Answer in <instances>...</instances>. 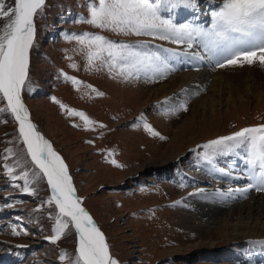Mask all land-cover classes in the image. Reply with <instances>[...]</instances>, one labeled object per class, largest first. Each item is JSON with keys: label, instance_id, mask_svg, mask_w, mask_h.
I'll return each mask as SVG.
<instances>
[{"label": "rangeland", "instance_id": "374dc122", "mask_svg": "<svg viewBox=\"0 0 264 264\" xmlns=\"http://www.w3.org/2000/svg\"><path fill=\"white\" fill-rule=\"evenodd\" d=\"M4 2L12 6L13 0ZM221 3L222 0H193L191 4L178 3L161 14L176 25L192 26L191 18L203 20L201 26L207 30L212 26V12ZM94 4L98 0H46L43 14L35 18L29 80L22 90L30 119L68 166L76 196L104 234L118 264H241L250 247L245 238L228 243L185 227L182 218L188 214L181 211V197L186 190L202 184L208 189L215 186L204 163L197 159L213 163L216 169L230 175H251L253 167L245 155L250 146L241 144L214 154L202 146L242 128L264 124V65L257 62L220 68L209 58L202 63L203 68L178 66L179 70L160 72H137L129 67L121 70L119 65L109 68L100 60L90 67L87 46L74 38L84 33L159 52L167 66L166 59L174 61L178 57L168 50L192 52L184 43L171 39L123 35L88 24L84 21L90 19ZM183 4H188L195 16L173 13L182 10ZM4 22L0 20V24ZM195 46L194 56L205 51L201 44ZM205 68L213 70L214 77L224 74L232 78L235 101L227 105V111L221 107L227 94L217 98L215 114L209 107L199 105L204 100L209 106L207 98L222 93L220 82L216 84L220 93L209 88L213 81L209 78L197 81V85L194 81L189 87L192 90L186 93L176 82L169 85L173 77ZM248 73L258 87L255 90L262 91L261 98L252 96L244 86ZM66 76L82 83L75 85ZM164 84L170 91L155 97L154 89ZM87 85L103 95H96ZM4 107L6 102L0 100V108ZM67 109L83 112L96 123L86 128L83 120L69 115ZM144 122L160 135L147 132ZM6 149H12L15 155H9ZM17 160L22 167L16 166ZM112 160L120 166L112 164ZM23 171L29 173L28 189H34L35 194L25 190L24 180L12 178ZM33 173L38 172L28 159L12 115L0 113V264H71L76 255L74 231L70 226L56 243L46 239L54 234L57 212L53 205L36 211L49 195L43 179H35ZM14 228L19 234H13ZM62 253L68 254L64 260L60 259Z\"/></svg>", "mask_w": 264, "mask_h": 264}, {"label": "snow or ice", "instance_id": "6c2138e0", "mask_svg": "<svg viewBox=\"0 0 264 264\" xmlns=\"http://www.w3.org/2000/svg\"><path fill=\"white\" fill-rule=\"evenodd\" d=\"M184 2L191 4L193 0H98V4L90 7V19L84 22L123 35L171 39L177 44L187 43L188 47H192V41L195 40L203 46L210 59L216 60V66L220 68L253 65L257 62L264 65V0H222L218 10L212 12V26L207 30L190 25H176L171 19L162 16V12H168L178 3ZM45 4L46 0H13L12 6H7L4 0H0V20L5 21L0 24V100L6 101V107L0 108V113L10 112L15 118L27 156L39 169L33 176L40 179L42 174L51 190V196L45 203H54L58 212L54 217V234L46 239L56 243L70 226L74 227L78 246L71 264H118L110 254L104 234L81 206L82 201L76 196L68 166L36 130L21 98V92L29 80L30 49L36 35L35 18L43 14ZM74 38L87 46L90 67H94L97 60L107 64L109 68L119 65L121 70L129 67L137 72H160L167 67L159 52L142 50L140 45L113 42L102 35L90 33ZM104 53H107V58ZM65 79L71 80L75 85L82 83L75 77L66 76ZM87 87L96 92V95H103L91 85ZM52 99L62 109H66L67 106L55 97ZM184 110L187 108L184 107ZM67 112L71 116L80 117L86 128L96 123L83 112L74 109H67ZM143 127L153 136L160 135L147 122L143 123ZM241 144L250 146L249 163L253 171L249 179L253 183L239 191L242 194L252 188L264 191V124L242 128L232 135L211 140L202 147L214 154L218 150L225 151ZM6 152L15 155L12 149H6ZM111 163L120 166L115 160ZM16 166L22 167L20 160L16 161ZM12 171L9 167V174ZM28 175L27 171H23L19 177L12 178L24 180L25 190L35 194L34 189H28ZM13 234H19L15 228ZM67 255L62 253L60 259L64 260Z\"/></svg>", "mask_w": 264, "mask_h": 264}, {"label": "bare ground", "instance_id": "6f19581e", "mask_svg": "<svg viewBox=\"0 0 264 264\" xmlns=\"http://www.w3.org/2000/svg\"><path fill=\"white\" fill-rule=\"evenodd\" d=\"M183 5L184 8L182 10H178V11L175 10L173 13H177V15L180 14L182 15V17H188V18L195 16V12L189 7L188 4H183ZM178 18H180V16ZM202 21L203 20H199V19L196 20L191 18L192 27L193 28L199 27L203 29V27L201 26ZM195 43L196 42H194L193 40L192 47H188V44L184 43V47L190 49L192 52L177 51L175 49L169 50L171 53L178 55V57H175L176 59H174V61L171 59H166L168 60L167 61L168 66L163 70L166 69L170 70L173 68L175 70V68L177 69L178 66H181L183 68L192 67L193 69L203 68V64L205 63V60L209 59V55L206 51H204L200 55L194 56L193 54L194 51L196 50ZM171 63H173L172 66ZM212 71L207 70L205 68L202 70L198 69L196 71L189 73H182L181 76H176L175 78L174 77L171 78L172 80L169 81L170 82L169 85L176 82L179 85L178 87L181 86V89L183 90L182 93H186L189 90H192V88L189 87L193 85L194 81H195L194 84L197 85L199 84L197 81L202 82L204 81V79L209 78L208 80H213L211 83V87L209 88L213 90L214 93L216 92L214 91V89H216V84L220 82L222 87L221 88L222 93L219 96L217 95L218 97L216 96L215 98H213L212 96H210V98H207L210 101L209 106L208 104L203 103L204 100L199 104L201 108L205 106L207 108L209 107L210 113L215 114L216 113L215 107L218 106L217 98L220 99L222 94L225 95L227 94V97L221 103L222 106L221 105L220 106L222 108L225 107V109L228 108L227 105L230 104L232 105L233 102L235 101L233 97L234 95L232 94L235 88L231 90L232 88L231 86L232 85L234 86V84L231 82L232 78H229V76L224 74H217L215 77L218 78H215L214 75L212 74ZM244 79H245L244 86L247 87L248 90H250V92H252V96L256 98H261L263 93L262 91L257 92V90H255L258 89V87L255 86L256 83L252 80L253 78L251 74L248 73ZM169 85L164 84L157 86V88L154 89L153 91L154 96L163 97L164 95H166L170 91V89H168ZM195 90H197V88ZM216 90H218V93H220L219 89ZM236 92L238 96H241L238 87H236ZM21 98L24 105L26 106L24 99L22 97V92H21ZM227 110L228 109H226V111ZM15 123L17 125V130H18L19 125L16 121ZM246 152L247 151H245L246 157L251 159L249 153ZM197 162L204 163L203 166L206 168L207 175L213 178L214 180L213 185L215 186L212 189H208L202 186L203 185L202 184L197 188L188 189L186 190L185 193H182L183 196L181 197V204H182L181 211H183V213L188 214V216L184 215L182 218L184 219L183 223L185 227L187 226L190 227L191 230L196 229L200 232L201 231L205 232L207 233V235L212 234V237L213 235H215L217 239L221 238L223 240L228 241V243L237 242L240 239L245 238V242L249 243L250 247L248 248L247 251L248 255L246 256L244 261H242L241 264H264V191H256L255 188H252V189H248L247 192L242 194V192L239 190L246 189L250 183H253L252 180H250L249 178L237 177V175H230L224 173L223 172L224 170H218L215 168L216 166L211 165L213 163L209 165L207 164V162L203 161L202 159H197ZM33 168L37 172H39V170L35 166H33ZM41 178L43 179L44 186L47 189L46 194H48L50 197L51 190L47 185V180L46 178L42 177V174H41ZM51 205L55 207L54 203ZM51 205L44 202V204L37 206L36 211L39 212L41 210V207L43 208V206H51ZM81 205L88 212L87 208L83 204ZM56 212H58L57 209ZM71 228L75 234L74 227ZM192 236L193 235H191V237ZM191 237L188 238L191 239ZM74 250H75V246H74ZM207 264H213V263H207Z\"/></svg>", "mask_w": 264, "mask_h": 264}, {"label": "water", "instance_id": "95a60500", "mask_svg": "<svg viewBox=\"0 0 264 264\" xmlns=\"http://www.w3.org/2000/svg\"><path fill=\"white\" fill-rule=\"evenodd\" d=\"M26 107V106H25ZM29 113V112H28ZM12 118H13V120L15 121V119H14V117L12 116ZM29 119H30V116H29ZM31 120V119H30ZM31 122H32V120H31ZM33 124H34V122H32ZM36 130H37V128H36ZM18 131V130H17ZM38 131V130H37ZM39 132V131H38ZM40 133V132H39ZM18 134H19V131H18ZM41 134V133H40ZM42 135V134H41ZM43 136V135H42ZM44 137V136H43ZM21 139V138H20ZM23 144V143H22ZM24 146V145H23ZM24 148H25V146H24ZM25 152H26V149H25ZM27 154V153H26ZM28 159L30 160V162H31V159H30V157L28 156ZM32 164V163H31ZM33 165V164H32ZM34 166V165H33ZM39 170V169H38ZM82 206V205H81ZM95 223V222H94ZM75 230V229H74ZM77 246H78V237H77V235H76V232H75V250H76V248H77Z\"/></svg>", "mask_w": 264, "mask_h": 264}, {"label": "trees", "instance_id": "16d2710c", "mask_svg": "<svg viewBox=\"0 0 264 264\" xmlns=\"http://www.w3.org/2000/svg\"><path fill=\"white\" fill-rule=\"evenodd\" d=\"M37 172V171H36ZM48 193V192H47Z\"/></svg>", "mask_w": 264, "mask_h": 264}]
</instances>
